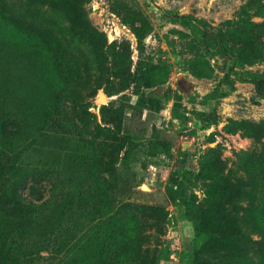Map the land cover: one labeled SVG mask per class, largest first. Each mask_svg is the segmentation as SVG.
I'll use <instances>...</instances> for the list:
<instances>
[{"label": "rangeland", "instance_id": "obj_1", "mask_svg": "<svg viewBox=\"0 0 264 264\" xmlns=\"http://www.w3.org/2000/svg\"><path fill=\"white\" fill-rule=\"evenodd\" d=\"M10 1L0 159L23 198L0 186V239L18 264H264L262 246L219 253L217 234L223 219L264 235V0H82L93 38L51 0L69 65L26 21L34 0Z\"/></svg>", "mask_w": 264, "mask_h": 264}, {"label": "trees", "instance_id": "obj_2", "mask_svg": "<svg viewBox=\"0 0 264 264\" xmlns=\"http://www.w3.org/2000/svg\"><path fill=\"white\" fill-rule=\"evenodd\" d=\"M70 3L73 4V6L67 11V15L70 17V21L82 30L83 35L89 36L90 38H93V36L95 37V34H97L98 31L94 27H92V25H90L88 20L84 19V3L82 2V0H72L70 1ZM11 4L12 2L10 0H0V5L2 6L9 7ZM131 8L133 9V7ZM30 9V14L28 15L29 20H25L29 23V25H31V28L35 31H38V33L47 34L49 37L55 38L58 41L60 50H62V52L65 54L63 55V58L68 62L67 64L69 65V63H75V61L77 60L76 57L71 55L66 49L64 43H62V41L57 38L58 36L56 29L51 24H49L48 20L46 19L47 17L52 16V11H55L51 0H34L33 3H30ZM122 15L127 20V23L130 25V27L133 29L134 33L140 40L145 39L146 36L151 32L152 24L147 16H145L141 11L133 10L126 12L125 15ZM39 19H41L42 21L39 22ZM44 20L46 21V23L43 22ZM156 68L157 67H154L148 74L149 79H151L152 81H154L156 77ZM87 114H90L88 110ZM87 114L86 117H83V119L86 121H88L87 117H89L87 116ZM10 167V165L0 159V186L7 185L6 195L10 200L19 202L23 198L21 194V186H14L13 184L9 183L10 179L7 181L8 178H6L9 171L11 170ZM232 187L235 188L234 193L226 189L223 191L221 197V199H223L228 192L229 194H231V200L229 202H223L218 205L220 207L221 213H223L225 217L226 215H231L229 209H227V206L231 203L236 204L240 201L237 193H243L249 188V186L241 184V181L233 183ZM262 187V195L264 196V185H262ZM231 224H233V222L224 221L223 219L222 222L218 224L219 229L217 230V234L220 237L219 239L221 240V245L218 248L219 253H221L222 250L234 251L236 250V247L240 246L241 248L242 246L245 251L241 254H238L241 257L242 255L248 256L250 254V251H253L255 246L264 247V235L262 236L261 241H254L245 231L238 230L236 232H231ZM2 241L3 240L0 239V264H18L16 259L11 256L10 250ZM229 257H232V255L229 254Z\"/></svg>", "mask_w": 264, "mask_h": 264}, {"label": "bare ground", "instance_id": "obj_3", "mask_svg": "<svg viewBox=\"0 0 264 264\" xmlns=\"http://www.w3.org/2000/svg\"><path fill=\"white\" fill-rule=\"evenodd\" d=\"M101 97H102L103 99H106V96H105L103 93H101Z\"/></svg>", "mask_w": 264, "mask_h": 264}]
</instances>
